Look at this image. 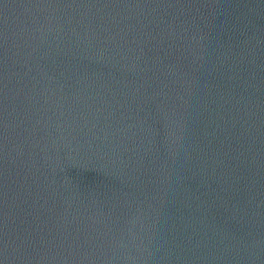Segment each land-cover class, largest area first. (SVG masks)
<instances>
[{"label":"water","instance_id":"1","mask_svg":"<svg viewBox=\"0 0 264 264\" xmlns=\"http://www.w3.org/2000/svg\"><path fill=\"white\" fill-rule=\"evenodd\" d=\"M0 264H264V0H0Z\"/></svg>","mask_w":264,"mask_h":264}]
</instances>
